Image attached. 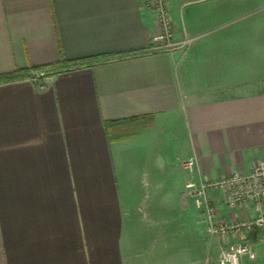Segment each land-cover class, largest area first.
<instances>
[{
  "label": "crops",
  "instance_id": "obj_1",
  "mask_svg": "<svg viewBox=\"0 0 264 264\" xmlns=\"http://www.w3.org/2000/svg\"><path fill=\"white\" fill-rule=\"evenodd\" d=\"M233 2L168 0L173 40H193L146 52L142 0H0V74L104 57L0 83V264H216L185 183L264 159V78L215 95L203 80ZM138 116L108 138L103 120ZM212 199L221 222L254 215ZM247 237L264 264V226Z\"/></svg>",
  "mask_w": 264,
  "mask_h": 264
},
{
  "label": "built area",
  "instance_id": "obj_2",
  "mask_svg": "<svg viewBox=\"0 0 264 264\" xmlns=\"http://www.w3.org/2000/svg\"><path fill=\"white\" fill-rule=\"evenodd\" d=\"M142 4L152 12L157 29L150 35L146 52L178 48L184 50L190 44L192 37H184L177 42L173 40V22L168 0H142ZM42 75L43 72L37 70L31 78L38 80ZM185 188L195 205L203 211L210 234L219 237L229 233L235 235V240L219 244L216 264L252 263L256 253L247 234L264 226V159L247 170H233L229 175L213 181H187ZM214 193L219 194V200L227 208L246 206L254 211V215L231 223L221 222L216 207L212 204Z\"/></svg>",
  "mask_w": 264,
  "mask_h": 264
},
{
  "label": "rangeland",
  "instance_id": "obj_3",
  "mask_svg": "<svg viewBox=\"0 0 264 264\" xmlns=\"http://www.w3.org/2000/svg\"><path fill=\"white\" fill-rule=\"evenodd\" d=\"M233 1L239 3L241 0H230L231 5L234 4ZM261 2L262 0H247L244 10L238 7L237 13L225 15L226 24L222 22L219 31L225 33V36L216 37V41H212L214 42L213 52L208 54L211 56L212 69L205 72L206 76L204 75L203 78L207 84L206 88H209L207 90L212 94L222 93L226 87L230 86H240L245 83L259 84L264 78V21H262L264 6ZM240 5L243 6V4ZM249 6H252V11ZM183 15L181 9L179 14L181 24ZM235 17L236 22H233ZM233 33H235V41L232 40ZM228 34H231V41ZM50 69L43 68L38 71H42V77H44ZM36 71H30V76ZM206 231L208 232L207 226ZM219 239L220 243L225 241L221 237ZM259 247L258 243L257 248ZM207 252L206 250V255Z\"/></svg>",
  "mask_w": 264,
  "mask_h": 264
},
{
  "label": "trees",
  "instance_id": "obj_4",
  "mask_svg": "<svg viewBox=\"0 0 264 264\" xmlns=\"http://www.w3.org/2000/svg\"><path fill=\"white\" fill-rule=\"evenodd\" d=\"M102 58L104 57H97L93 59L87 58V59L66 60L63 59L62 57H59L56 63L58 66L56 68H51L49 66H52L54 64L49 65L48 67L51 69L48 70L46 74H49L50 72L63 71L71 68H77L82 65L100 62ZM43 68H47V66H33L27 69H15L10 73L0 74V83L28 76L30 75L29 74L30 71L39 70ZM143 118L144 117L142 116H138V117L115 119V120H103L102 125L106 134L108 135V138L110 140H117L128 136L126 133L123 132L124 126L133 124L134 122L140 121Z\"/></svg>",
  "mask_w": 264,
  "mask_h": 264
}]
</instances>
